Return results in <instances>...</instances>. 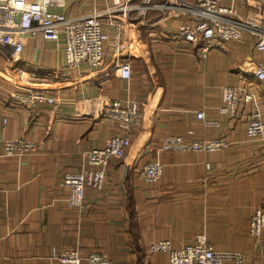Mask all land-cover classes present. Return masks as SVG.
Returning <instances> with one entry per match:
<instances>
[{"label": "crops", "instance_id": "crops-1", "mask_svg": "<svg viewBox=\"0 0 264 264\" xmlns=\"http://www.w3.org/2000/svg\"><path fill=\"white\" fill-rule=\"evenodd\" d=\"M222 3L240 16L259 15L264 26V0ZM52 11L72 19L112 15L108 31L113 35L119 26L133 50L118 57L108 44L100 67L82 63L68 70L63 37L48 41L25 31L20 54L0 45V141L37 145L22 157H0V264H58L54 256L69 249L83 256L106 252L111 264H170L166 254L149 253V244L170 240L181 248L198 234L216 251L245 254L244 264H264V249L250 235L254 210L264 209V136H248L252 104L242 102L236 118L220 113L225 89L240 87L261 99L264 120V88L253 74L256 65L264 66L258 37L246 31L229 52L203 56L177 37L179 26L197 16L172 0H133L123 8L107 0H63ZM121 61L130 64V79L121 77ZM21 74L37 89L46 84L56 105H18L11 94L20 89ZM106 100L139 102L143 122L125 156L109 161L103 189L85 188L79 210L61 180L86 167L85 152L122 134L116 121L95 114ZM202 110L219 126H204L197 118ZM167 135L221 138L230 146L212 153L158 152ZM155 160L164 172L148 183L140 172Z\"/></svg>", "mask_w": 264, "mask_h": 264}, {"label": "built area", "instance_id": "built-area-1", "mask_svg": "<svg viewBox=\"0 0 264 264\" xmlns=\"http://www.w3.org/2000/svg\"><path fill=\"white\" fill-rule=\"evenodd\" d=\"M63 0H0V45L10 46L16 54L23 51L22 33L28 31L32 35L40 34L45 40L59 41L63 37V50L66 68L76 70L80 64L88 63L98 68L106 56V47L113 45L118 57L131 54L132 44L122 38L119 26L113 35L107 28L114 26L112 15L103 21L98 16L79 19L68 18L65 14L55 13L52 8L61 6ZM116 7L123 8L133 0H107ZM175 7L183 13L197 16L193 22H186L177 29V37L191 44L197 51L206 56L213 50L229 52L231 42L240 41L244 33L251 32L258 37L256 48L264 51V26L259 15L247 14L240 16L235 9L222 3L223 0H197L187 3L183 0H172ZM120 75L130 79L131 66L121 61ZM254 76L263 84L264 66L256 65ZM19 90L12 92L11 97L24 108L37 106H55L56 98L49 87H33V81L21 74L18 81ZM224 105L220 113L236 118L242 102L252 104L249 115L247 133L251 138L264 136V120L261 99L254 93L246 92L240 87H227ZM95 114L106 116L117 122L122 134L110 138L103 148L92 149L83 154L84 167L80 172L68 173L61 180V186L70 191L69 203L76 209H83L85 188L102 190L107 179V167L113 158H123L131 145L133 133L142 126L143 115L140 104L134 100H106ZM197 118L206 127L219 126L218 121L207 118L205 111L197 112ZM192 130L188 135H193ZM230 146L221 138L187 141L184 136L167 135L158 152H217ZM37 150L33 141L26 139L0 141V157H22ZM164 165L160 160L148 162L141 170V177L148 183L157 182L163 175ZM250 235L256 245L264 249V209L258 207L250 220ZM151 254H166L170 264H244L246 255L240 252L216 251L208 242L205 234H198L194 242L181 248H175L170 240L152 242L148 246ZM58 264H111L106 252H95L83 256L79 249H69L54 256Z\"/></svg>", "mask_w": 264, "mask_h": 264}]
</instances>
